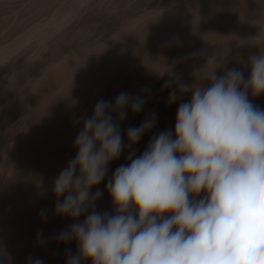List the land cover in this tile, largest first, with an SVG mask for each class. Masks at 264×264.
<instances>
[{
  "label": "rangeland",
  "instance_id": "obj_1",
  "mask_svg": "<svg viewBox=\"0 0 264 264\" xmlns=\"http://www.w3.org/2000/svg\"><path fill=\"white\" fill-rule=\"evenodd\" d=\"M260 32L264 0H0V264L29 256L67 264V250L76 253L74 241L55 239L72 221L55 214L54 178L76 155L97 100L121 92L145 100L140 113L128 110L125 150L98 186L96 211L114 213L107 180L128 152L139 156L153 136L174 132L177 109L192 96L179 85L208 86L198 75L209 60L218 77L236 68L247 79ZM249 99L264 110V95ZM152 114L155 127L128 148L127 128Z\"/></svg>",
  "mask_w": 264,
  "mask_h": 264
},
{
  "label": "clouds",
  "instance_id": "obj_2",
  "mask_svg": "<svg viewBox=\"0 0 264 264\" xmlns=\"http://www.w3.org/2000/svg\"><path fill=\"white\" fill-rule=\"evenodd\" d=\"M251 43L260 51L249 57L247 79L236 68L218 77L209 60L198 75L208 86L179 85L192 96L180 103L174 132L153 136L139 156L128 152L107 180L114 213L96 211L98 186L125 150L128 110L140 113L145 100L127 92L97 100L74 140L76 155L54 178L55 214L72 221L55 239L77 245L67 264H264V110L249 99L264 95V34ZM177 99L173 89L168 103ZM155 124L152 114L129 126L128 148ZM41 217L48 219L43 210ZM27 264L44 260L29 256Z\"/></svg>",
  "mask_w": 264,
  "mask_h": 264
}]
</instances>
